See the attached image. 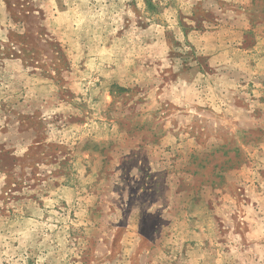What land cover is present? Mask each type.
<instances>
[{"label": "rangeland", "instance_id": "374dc122", "mask_svg": "<svg viewBox=\"0 0 264 264\" xmlns=\"http://www.w3.org/2000/svg\"><path fill=\"white\" fill-rule=\"evenodd\" d=\"M0 264H264V0H0Z\"/></svg>", "mask_w": 264, "mask_h": 264}]
</instances>
